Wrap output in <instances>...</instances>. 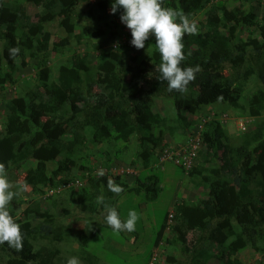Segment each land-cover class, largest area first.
I'll list each match as a JSON object with an SVG mask.
<instances>
[{
    "label": "trees",
    "instance_id": "16d2710c",
    "mask_svg": "<svg viewBox=\"0 0 264 264\" xmlns=\"http://www.w3.org/2000/svg\"><path fill=\"white\" fill-rule=\"evenodd\" d=\"M81 1L87 0H0V90L15 83L17 60L23 66L27 59L36 60L34 84L24 89L23 95L11 98L4 108L0 162L5 163L7 173H10L19 170L29 160L52 163L65 153L66 158L58 162L53 176L43 171L37 175L29 173L26 183L39 194H44L41 190L44 187L52 189L67 185L70 181L67 180V171L75 166L70 153L79 138L74 136L65 141L53 136L59 129L64 108H67L69 122L89 130L90 143L98 146L112 144L114 147L120 142L124 144L121 149L113 151V158L105 154V167L113 159L121 158L128 150L125 144H130L135 137L139 150L136 160L129 165L141 166L137 176L112 174L114 176L108 178L107 172H103V176H93V184L97 185L92 186V193L87 195L86 188H80L79 208L97 215L105 209L103 204L96 202L101 197L100 186L106 187L102 195L105 204L113 206L114 193L108 189L109 180L135 193L140 190L135 187L137 183L142 185L149 180L150 184L156 185L155 175L148 173L156 160V150L168 146L166 137L176 140L174 136L179 132L182 135L194 133L190 129L192 123H186L184 118L178 119L181 110L193 113L196 107L215 104L238 110L240 116L253 119L252 130L240 134L242 137L238 140H230L220 122L209 120L201 130L199 162H192L189 168L173 163L188 174L190 185L201 188L202 193L196 198L197 204L182 200L173 205L172 213L166 215L157 232L154 245L157 247L162 241L171 247L179 244V252L166 257L168 264H208L212 259L216 264H243L238 253L240 250L247 248L258 252L262 250L260 245H264V122L258 121L264 112V0H255V4L253 0H164V7L182 11L189 19L198 18L199 33L184 36L187 59L182 66L199 65L201 71L184 94L169 92L167 82L160 80L161 59L154 36L145 42L144 49L149 51L144 57L133 54L126 60L122 53L131 44L123 42L113 46L120 36L132 38L130 30L120 20L123 9L109 15L105 8L90 7L83 16L76 11ZM13 2L17 7L5 9L13 6ZM25 3L40 8L35 22L26 15ZM75 15L80 19L87 17L97 24L96 32L90 35L94 40L95 60L87 53L68 48V38L74 36L80 41L81 37L73 35L75 30L70 22L64 26L69 36H60L58 42L51 43L52 34L47 24L55 16L70 21ZM110 22L113 27L108 31L104 26ZM257 30L258 37H251ZM244 31L249 36L242 42ZM109 39L113 45L111 43L108 50H104L102 43ZM12 47L20 48L16 58L9 55ZM63 51L69 52L70 56L54 76L47 61L53 54ZM246 62L252 63L244 69L246 76L237 72L236 77L224 75L225 65L238 69ZM253 65H257L261 73L258 83L263 88L243 104L247 77L255 71ZM94 87L99 93L92 92ZM157 98L174 101L176 119L169 117L168 121L167 116L152 110V102ZM220 158L224 165L216 162ZM59 175L60 182L55 183L54 179ZM129 178L133 180L127 181ZM23 203L13 201L9 205L10 214L24 233L23 249L17 251L7 244L0 245V264H57V247L39 245L36 249L35 246L44 240L61 242L64 233L54 227V218L47 210L42 214L43 221L36 224L32 223L29 207L22 212V218L18 217L17 211ZM63 212L67 214V210ZM96 232L97 228H86L82 245L87 244ZM165 233L168 234L166 238ZM207 242L215 247V253L203 246ZM181 256L183 260H180Z\"/></svg>",
    "mask_w": 264,
    "mask_h": 264
},
{
    "label": "rangeland",
    "instance_id": "374dc122",
    "mask_svg": "<svg viewBox=\"0 0 264 264\" xmlns=\"http://www.w3.org/2000/svg\"><path fill=\"white\" fill-rule=\"evenodd\" d=\"M114 1L111 0H87L81 1L76 8L77 12H80L83 16L86 15L87 10L90 7H94L97 10L101 8L106 10L109 15H111V5ZM255 4V0H253ZM13 6H7L5 9L17 7L16 3H11ZM25 13L31 18V21L35 22L37 16L40 13V8L34 6L31 3H25ZM191 20H198V18H190ZM201 19V18H199ZM70 22L72 23L74 34H79L81 37L78 41L77 37L68 38V48L77 51L79 53H87L88 57L92 60H95L96 51L94 50L93 38L90 35L96 32L97 24L93 21L87 20V17L78 18L76 15L73 16V19L70 21L66 18L60 19L56 17L47 24V29L52 34L51 43L53 41H59L60 36L68 37L69 34L65 30V25ZM105 25L104 28L110 31V28L113 27L112 22ZM246 31L242 34V42L247 41L248 36ZM251 37H258V30ZM112 39V38H111ZM109 39L102 43L104 50H108V47L113 45L112 40ZM132 39V38H131ZM126 42L131 44V40L125 36H120L117 38V43L113 46H118L120 43ZM117 49V47H116ZM149 49H140L137 50L134 46L130 45L122 55L126 60H128L130 55L138 54L141 57H144L146 52ZM70 56L69 52L63 51L60 54H53L50 56L48 65L52 67L53 75L56 76L57 69L59 66L66 62ZM128 58V59H127ZM36 60L27 59L26 64L23 66L19 60L16 62V71L15 77L16 81L13 84H8L5 89L0 90V133L4 130V120H5V106L8 104L9 100L15 96L23 95L26 88L32 87L34 84V77L36 73ZM252 63H245L242 67L233 69L229 65H225L224 75L236 77V72L244 77L246 76L244 69L249 68ZM255 69L254 73L247 77L246 86L244 92L245 100L243 104H246V100L258 89L263 88L261 84L259 85L258 80L260 79L261 73L258 70L257 65H253ZM237 70V71H236ZM248 72V70H247ZM92 92L99 93L97 87L92 89ZM194 105H197L195 101H192ZM60 114L62 119L59 120V129L54 132L53 136L60 137L63 140H71L74 136H77L79 143L74 145L70 158L75 162L74 168H71L67 171L68 176L67 180L70 182L69 188H65L67 185H59L55 188L44 187V194H39V192L34 191L33 187L27 185L26 181L28 179L29 173L37 175L39 171H43L48 176H53V171L57 167L58 162L63 161L66 156L65 153L57 157L56 161L52 163H43L35 160H29L24 165L21 166L19 170H12L8 173V179L15 185H26V190L21 193L20 196L13 199L14 202L22 201L24 202L20 209L17 211V216L21 217L22 212L29 207L33 216L32 223L36 224L43 221L42 214L47 210L54 218V227L59 228L64 233L63 239L58 243H51L47 241H40L35 248H39V245H44L46 247L54 245L59 249V254L56 259V263L62 261L64 264H67V260L71 257H78L80 264H168L166 262V257L169 255H176L179 252V244L177 246L171 247L162 241L156 247L154 245L157 232L160 230L161 226L164 223V219L167 214L172 213L173 205L179 203L182 200H186L190 203H196V198H198L202 190L201 188H193L190 185L191 178L186 172H184L180 167L174 165L171 161H164L163 163H155L153 161L152 166L148 169L150 175H155L156 185L150 184L148 180L145 184L140 185L137 183L135 187H139L140 190L135 192H130L124 190L119 195L114 193L113 199V208L117 210L122 220L128 218V213L130 210H135L139 215V220L136 224V230L134 232H115L111 227L106 223L105 216L106 210L104 209L99 214L89 213L79 208L80 198H78V193L80 188H86L87 195L92 193V186H96L97 183L93 184V176L99 175L101 171L106 173L107 177L110 178L114 175L120 173L122 170H129L130 173L134 172V175L137 176L141 172V166L135 165L130 166L132 160H136V153L139 150L136 145L135 137L132 138L130 144H125L124 154L121 155L119 159H113L108 167L104 166L106 155H109V158H113L114 150L121 149L124 144L117 143L114 145L103 144V145H94L90 143L88 137L89 130L78 128L73 122H69V114L67 113V108ZM152 110L156 113L161 114L162 116H167L168 121L170 118L175 117L174 113V101L169 98H157L152 102ZM170 117V118H169ZM226 117H229L227 121ZM238 117L247 120L246 117L240 116L238 110H232L227 108L223 104H215L208 107L199 106L196 107V111L191 113L189 110H181V117L178 119L184 118L186 123H192L190 129L194 130L195 127L203 125L209 120H217L224 127L225 131L228 134L230 140L240 139L242 133L236 130L234 127V120ZM183 121V120H182ZM258 121L264 122V112L258 119ZM253 120L250 124H247V129L245 132L252 130ZM173 140L172 137H166L168 145H173V142H185V139H191L189 133L182 135L181 132L177 133ZM237 140H234L237 141ZM172 142V143H171ZM200 152V151H199ZM106 154V155H105ZM123 161V162H122ZM199 158L196 159L197 164ZM218 165H224V160L217 159ZM85 169H81V167ZM89 168V169H88ZM122 176H124L122 174ZM258 178V176H256ZM61 176H57L54 179V182L58 181ZM141 180L143 179V174L141 175ZM132 178L127 179V181H132ZM259 180V178H258ZM255 183H257V181ZM76 181L81 184L78 186ZM38 188V187H37ZM58 192L53 193L52 195H47L50 190H58ZM14 191L17 188L13 189ZM63 190V191H62ZM101 196L105 193L106 187L100 186L98 188ZM203 195V194H202ZM13 201L10 203L13 204ZM96 201V200H93ZM98 203V200L96 201ZM67 210V214L63 211ZM22 218V217H21ZM99 224V225H98ZM98 225V226H97ZM235 230L238 229L236 224L234 225ZM86 228H97L96 234L91 237L87 244L82 245L83 236L86 234ZM164 237H168V234L165 233ZM190 238V235L188 236ZM209 243L203 244L204 247L208 246L211 253H215V247L208 245ZM264 245H260L262 248L261 251L253 252L250 249L240 250L238 253L243 264H264ZM247 253V257H244V254ZM180 260H183L181 256ZM60 262L59 264H63ZM215 260L209 261L208 264H216ZM1 264H5L1 262ZM187 264V263H185Z\"/></svg>",
    "mask_w": 264,
    "mask_h": 264
},
{
    "label": "clouds",
    "instance_id": "9594fccd",
    "mask_svg": "<svg viewBox=\"0 0 264 264\" xmlns=\"http://www.w3.org/2000/svg\"><path fill=\"white\" fill-rule=\"evenodd\" d=\"M118 9H123L120 20L131 32V45L137 50L145 48V42L150 37H155V45L158 49L161 63L159 72L160 80L167 82L169 92H179L184 94L188 91V85L196 80V74L201 71L199 65L195 67H183L182 63L187 59L184 54L183 39L185 35H197L199 27L195 20L189 19V16L182 11H177L171 7H164V0H114L111 5V13L115 14ZM128 44V43H127ZM20 53L19 47L9 49V55L16 58ZM227 121L229 117H226ZM244 120L240 117L234 120V127L240 133H245L247 124L253 120L246 117ZM219 122V121H218ZM244 124V129H240L238 123ZM203 125L195 128L194 133L190 132L191 139H185L178 145H168L162 150H156L155 163H163L164 161L174 162V157H170L168 153L173 146H179L197 138L195 156L192 160L196 163V159L202 148L201 130ZM155 165V164H154ZM153 165V166H154ZM118 175L128 176L129 170L121 171ZM99 175L103 176L101 171ZM70 183V182H69ZM17 188L16 191L13 189ZM108 189L119 195L124 191L121 186L116 185L112 180L108 181ZM26 190V185L13 184L8 179L6 165L0 162V245L7 244L9 247L21 251L23 249L24 233L21 225L10 214L9 205L14 198L21 195ZM63 191V190H62ZM48 195V193H46ZM98 203L103 204L106 210L105 220L113 231L119 233L122 231L134 232L139 215L135 210H130L128 218L122 220L117 210L105 204L104 197L98 198ZM67 264H80L78 257H71L67 260Z\"/></svg>",
    "mask_w": 264,
    "mask_h": 264
},
{
    "label": "built area",
    "instance_id": "2783aa9c",
    "mask_svg": "<svg viewBox=\"0 0 264 264\" xmlns=\"http://www.w3.org/2000/svg\"><path fill=\"white\" fill-rule=\"evenodd\" d=\"M240 129H244V124L242 122L238 123ZM191 143H187V144H183V145H179V146H173L171 148V152L168 153V155L170 157H174V162L176 164H182V166L184 168H189L191 166L192 160L195 156V150H196V144H198V139L195 138L193 140L190 141ZM76 184H78V186H81L80 183H78V181H76ZM69 188V185H67L65 188L66 189ZM58 190L54 191V190H50L48 192V195H52L55 192H58Z\"/></svg>",
    "mask_w": 264,
    "mask_h": 264
}]
</instances>
